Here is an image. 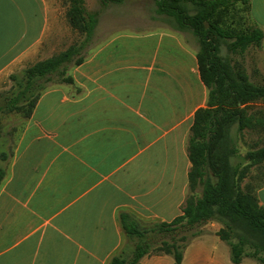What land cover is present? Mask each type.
I'll return each instance as SVG.
<instances>
[{"label": "crops", "instance_id": "0c3cea01", "mask_svg": "<svg viewBox=\"0 0 264 264\" xmlns=\"http://www.w3.org/2000/svg\"><path fill=\"white\" fill-rule=\"evenodd\" d=\"M130 4L121 19L109 13L119 7L102 8L83 61L68 69L72 82L47 86L18 121L12 154L6 142V155L0 149V264H109L127 242L122 215L148 224L181 214L196 113L235 109L202 80L192 31L170 16L151 18L149 0ZM249 16L264 58V0H249ZM49 24L46 0H0L7 89L38 55ZM256 196L264 206V184ZM216 238L192 241L180 264H235ZM141 263L176 264L167 254Z\"/></svg>", "mask_w": 264, "mask_h": 264}, {"label": "trees", "instance_id": "16d2710c", "mask_svg": "<svg viewBox=\"0 0 264 264\" xmlns=\"http://www.w3.org/2000/svg\"><path fill=\"white\" fill-rule=\"evenodd\" d=\"M100 1L107 5L124 0ZM153 1L160 13L176 20V28L189 29L197 37L201 78L212 95L222 97L217 103H234L236 107L232 110L220 105L219 109L196 113L188 143L192 163L189 190L181 214L169 222L148 224L136 223L122 215L127 242L109 264H142V257L150 254L171 255L180 264L186 247L202 235L201 227L210 221L221 224L216 235L228 245L233 263L248 257L264 264V206L259 204L252 187L242 185L244 172L264 161V105H253L264 103V77L254 82L235 58L248 48H259L263 33L244 21L239 26L235 24V13L248 10L249 14V0ZM66 17L70 28L83 38L11 75L14 85L2 95L0 113H21L26 119L51 82H72L68 69L83 61L97 24V14L88 13L83 0H69ZM238 102L244 106L238 108ZM234 124L240 130L257 129L261 146L255 148L259 144L256 142L252 150L240 156L235 145L237 140L231 136ZM5 142L6 138L0 136L2 156L6 155ZM239 158L244 162L238 161ZM3 175L0 169V181Z\"/></svg>", "mask_w": 264, "mask_h": 264}, {"label": "rangeland", "instance_id": "374dc122", "mask_svg": "<svg viewBox=\"0 0 264 264\" xmlns=\"http://www.w3.org/2000/svg\"><path fill=\"white\" fill-rule=\"evenodd\" d=\"M48 3V10L50 16V24L47 33V37L45 38L43 45H40L38 55H34L32 64L46 59L63 49H65L69 44L73 43L74 41H79L83 38L82 35H79L77 32L73 31L69 24L68 19L66 17L67 10L69 8V0H46ZM151 4L148 6L147 9L151 10V18L153 19H165L168 15L160 13L157 8V4L153 0H149ZM84 7L88 13H96L97 14V21L99 18V14L102 11L103 7L109 8L111 10L113 7H119L116 10L109 11L112 18H122L123 16L127 15L130 12V3H134L139 5L140 7V0H124L122 2L110 3L108 5H103L100 0H83ZM132 7V6H131ZM246 9V8H245ZM169 17V16H168ZM173 18V17H172ZM235 24L239 26L243 23H251L250 16L248 14V10L240 11L235 13L233 16ZM174 19V18H173ZM175 24H176V20ZM223 54V53H222ZM239 57V59H238ZM236 56L235 58L241 66L243 65L246 73L249 75L250 79L254 82H260L261 78L264 77V58L261 55L260 50L255 47L248 48L244 51L241 56ZM27 65V67L31 66ZM7 80L4 78L0 81V96L4 95L5 93L9 92L10 89H7ZM60 82L53 81L49 85L58 84ZM48 85V86H49ZM4 86L6 88H4ZM21 119H25L23 114L21 113H1L0 114V136L1 138H6V147L5 151L7 155L10 156L14 149V137L16 134V130L18 124ZM246 131L241 134V137L237 136L238 131L233 130L231 135L233 138L236 137V146L238 147V154L242 156L248 150H252L256 142L259 143V131L255 128H247ZM242 131V130H241ZM241 133V132H240ZM254 144V145H253ZM261 146L259 143L255 148ZM242 159L239 158L238 161ZM233 161H235L233 159ZM264 184V161L260 162L258 165H253L248 168L244 172V177L242 180V185L252 187V192H255L258 186ZM221 228V224L217 221H210L201 227L202 235L195 238L193 241L199 239L200 237L206 236L208 239L218 237L216 232ZM219 238V237H218ZM217 239V238H216ZM220 239V238H219ZM223 245L227 248L228 257H229V247L223 241ZM154 255V254H150ZM246 258V257H245ZM248 258V257H247ZM254 260L252 258H249ZM255 261V260H254Z\"/></svg>", "mask_w": 264, "mask_h": 264}]
</instances>
